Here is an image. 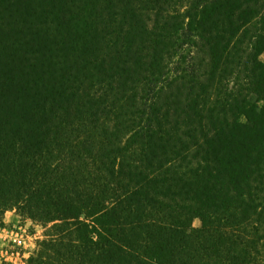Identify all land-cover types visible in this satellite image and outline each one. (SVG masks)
Listing matches in <instances>:
<instances>
[{
  "label": "trees",
  "instance_id": "16d2710c",
  "mask_svg": "<svg viewBox=\"0 0 264 264\" xmlns=\"http://www.w3.org/2000/svg\"><path fill=\"white\" fill-rule=\"evenodd\" d=\"M6 210L25 264H264V0H0Z\"/></svg>",
  "mask_w": 264,
  "mask_h": 264
},
{
  "label": "rangeland",
  "instance_id": "374dc122",
  "mask_svg": "<svg viewBox=\"0 0 264 264\" xmlns=\"http://www.w3.org/2000/svg\"><path fill=\"white\" fill-rule=\"evenodd\" d=\"M200 225L195 218L193 226ZM45 228L22 218L14 210L0 215V264H25L26 259L43 238Z\"/></svg>",
  "mask_w": 264,
  "mask_h": 264
}]
</instances>
